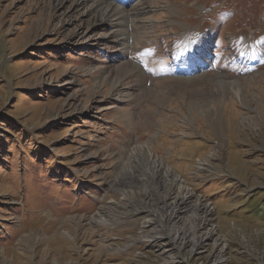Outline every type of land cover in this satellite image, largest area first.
<instances>
[{"label":"rangeland","instance_id":"rangeland-1","mask_svg":"<svg viewBox=\"0 0 264 264\" xmlns=\"http://www.w3.org/2000/svg\"><path fill=\"white\" fill-rule=\"evenodd\" d=\"M113 3L0 0V264H264V0Z\"/></svg>","mask_w":264,"mask_h":264},{"label":"bare ground","instance_id":"bare-ground-1","mask_svg":"<svg viewBox=\"0 0 264 264\" xmlns=\"http://www.w3.org/2000/svg\"><path fill=\"white\" fill-rule=\"evenodd\" d=\"M114 0H97L98 4L101 6H105L106 10L101 12L100 16H98V21L104 20L108 14L112 13L107 19L109 24L115 25L113 19L115 16L119 13L121 15L119 18L126 19L127 18V12H124L119 8L117 4L113 3ZM108 7V8H107ZM114 7V8H113ZM104 8V7H103ZM116 20V18L114 19ZM148 161L152 160L151 163L154 164L157 163V158L151 156H148ZM159 164V163H158ZM161 167V166H160ZM165 177L168 179V182L164 183L165 188L168 189V191H171V196L174 198L171 200L172 202L167 203L166 201H162L165 204L161 205L160 207H170L172 214H171V220L177 217L178 211L181 209L182 211H186L188 207H194L192 213L189 216H191L190 221H184L181 226L173 225V236L171 237V243L173 244V247L177 245L186 246V244L189 242H192V247H198L196 245L204 244L207 240H214L213 242L215 244L218 243L219 239L214 238L216 236V229L215 226L210 224V218L209 214L211 212L210 210V204L204 202L203 200H199V198L196 197L192 192H190L189 187L184 183V181L181 178H177L174 175H171L169 173V168H163ZM175 193V194H174ZM179 197V198H178ZM189 199V201H187ZM190 200H193V204L191 206H187L190 203ZM186 203V204H185ZM185 204V205H184ZM184 205V206H181ZM212 209V208H211ZM97 217V215H96ZM181 220L180 218H178ZM161 229V228H160ZM166 235V234H165ZM169 235V234H168ZM219 237V236H218Z\"/></svg>","mask_w":264,"mask_h":264}]
</instances>
